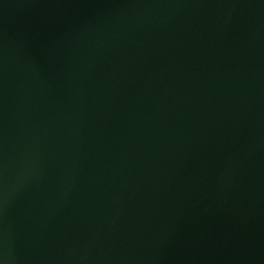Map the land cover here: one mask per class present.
Instances as JSON below:
<instances>
[{"label": "water", "instance_id": "water-1", "mask_svg": "<svg viewBox=\"0 0 264 264\" xmlns=\"http://www.w3.org/2000/svg\"><path fill=\"white\" fill-rule=\"evenodd\" d=\"M0 264H264V0H0Z\"/></svg>", "mask_w": 264, "mask_h": 264}]
</instances>
